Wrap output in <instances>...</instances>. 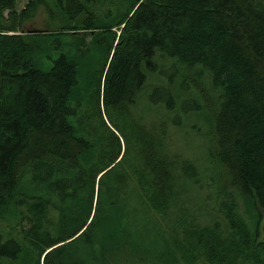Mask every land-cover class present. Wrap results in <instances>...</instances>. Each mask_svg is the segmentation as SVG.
Returning a JSON list of instances; mask_svg holds the SVG:
<instances>
[{
    "label": "trees",
    "instance_id": "1",
    "mask_svg": "<svg viewBox=\"0 0 264 264\" xmlns=\"http://www.w3.org/2000/svg\"><path fill=\"white\" fill-rule=\"evenodd\" d=\"M44 1L18 12L17 0H0V222L10 226L0 234V264H118L124 247L145 244L135 200L145 213L167 215L165 131L137 126L130 142L141 143L139 161L124 174L127 142L99 107L101 82L108 106L128 105L146 82L141 67L157 70L155 51L177 67H202L219 91L215 158L226 187L255 215L222 203L215 220L182 230L174 264H264V0H55L58 27L21 33ZM90 35L105 46L101 77L76 119L78 64L53 55ZM42 55L52 60L48 71L34 67ZM157 91L149 100L168 108L171 98L156 101Z\"/></svg>",
    "mask_w": 264,
    "mask_h": 264
},
{
    "label": "rangeland",
    "instance_id": "2",
    "mask_svg": "<svg viewBox=\"0 0 264 264\" xmlns=\"http://www.w3.org/2000/svg\"><path fill=\"white\" fill-rule=\"evenodd\" d=\"M27 2L28 0H17L16 10L19 12L24 9ZM54 2L56 1L41 2L31 18L23 23L21 33L34 34L38 30L41 31L39 33H46L47 30L44 29L58 27L60 24ZM121 29L122 27L113 30L119 36ZM68 40L73 44L80 41L79 38L72 37ZM104 47V44H95L90 35L82 47L71 46L68 49L59 45L54 50L53 60L58 56L56 53L62 52L78 64V84L71 95L72 104L78 105L76 119L83 112L81 110H86L90 96L97 92ZM152 62L157 70L151 72L146 65L141 67L146 82L142 88L139 87L130 94L131 102L126 106H108L103 101L102 82L99 88V107L105 124L119 132L127 142V154L121 163L124 166L122 172L129 174L132 166L139 161L141 143L130 142L131 137L135 136V130L139 131L136 129L139 124H145L157 134L165 131L160 137L159 154L170 163L172 183L167 215L163 217L155 212L145 213L143 203L135 200L134 207L130 209L136 213L139 232L144 237L145 244L124 247V255L119 254L112 260L119 261L118 264H174V243L181 238L182 230L190 224H202L213 218L215 220L220 205L230 199L248 219L255 217L246 201L230 187H226L225 174L215 158L213 122L219 91L211 85L210 77L202 67H177L169 59L160 57L158 51H155ZM33 64L38 70L48 71L52 60L44 55L35 56ZM156 88V101L161 97L171 98L168 108L164 107L163 102L149 100ZM159 88L166 90L159 91ZM231 196L235 198L232 199ZM22 225L26 228L27 221L24 220ZM260 226L264 240V218L260 219ZM9 232V219L7 222H0V234L7 236Z\"/></svg>",
    "mask_w": 264,
    "mask_h": 264
},
{
    "label": "water",
    "instance_id": "3",
    "mask_svg": "<svg viewBox=\"0 0 264 264\" xmlns=\"http://www.w3.org/2000/svg\"><path fill=\"white\" fill-rule=\"evenodd\" d=\"M39 32H41L40 30H38V31H34L33 33H39ZM42 32H44V31H42Z\"/></svg>",
    "mask_w": 264,
    "mask_h": 264
}]
</instances>
